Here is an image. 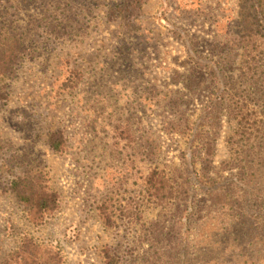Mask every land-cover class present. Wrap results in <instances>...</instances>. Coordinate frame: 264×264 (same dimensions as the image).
Listing matches in <instances>:
<instances>
[{
    "label": "rangeland",
    "instance_id": "374dc122",
    "mask_svg": "<svg viewBox=\"0 0 264 264\" xmlns=\"http://www.w3.org/2000/svg\"><path fill=\"white\" fill-rule=\"evenodd\" d=\"M252 2L0 0V264H264Z\"/></svg>",
    "mask_w": 264,
    "mask_h": 264
},
{
    "label": "trees",
    "instance_id": "16d2710c",
    "mask_svg": "<svg viewBox=\"0 0 264 264\" xmlns=\"http://www.w3.org/2000/svg\"><path fill=\"white\" fill-rule=\"evenodd\" d=\"M250 8L253 10V15L248 14L245 16L243 20L244 24V30H242L245 34H249L251 30H253L256 26V24L259 22V19L262 18L264 19V0H253L252 5H250ZM261 21V19H260ZM264 21V20H263ZM261 22L258 23L257 26H259ZM1 47V46H0ZM2 47L3 44H2ZM20 44L18 41H13V43L9 44L5 49L0 48V73L4 74L9 69L12 67L13 62L17 60L18 58V50H19ZM2 50H5L2 52ZM211 148H212V143L207 144V148L205 150V154L207 156L211 155ZM53 149H56L55 146L53 145ZM208 158V161L211 162V159ZM46 196L53 202L56 203V197L53 194H47L45 193ZM20 199H23V195H19ZM24 201V200H23ZM55 206H46V210H53ZM30 246H36L35 242H33L32 239H27L26 241ZM58 264H60L58 262Z\"/></svg>",
    "mask_w": 264,
    "mask_h": 264
}]
</instances>
